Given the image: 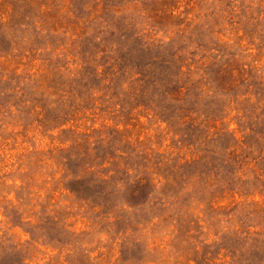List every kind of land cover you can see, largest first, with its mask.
<instances>
[{"label": "rangeland", "instance_id": "1", "mask_svg": "<svg viewBox=\"0 0 264 264\" xmlns=\"http://www.w3.org/2000/svg\"><path fill=\"white\" fill-rule=\"evenodd\" d=\"M0 264H264V0H0Z\"/></svg>", "mask_w": 264, "mask_h": 264}]
</instances>
